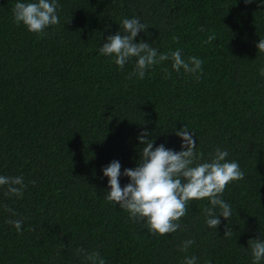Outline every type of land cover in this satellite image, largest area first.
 I'll use <instances>...</instances> for the list:
<instances>
[{
  "label": "trees",
  "instance_id": "trees-1",
  "mask_svg": "<svg viewBox=\"0 0 264 264\" xmlns=\"http://www.w3.org/2000/svg\"><path fill=\"white\" fill-rule=\"evenodd\" d=\"M17 2L0 0V176H23L27 188L22 199L0 188V264H89L80 248L98 249L106 264H183L192 255L198 264H252L248 242L264 240V0H57L60 23L44 38L14 23ZM137 16L147 29L135 42L202 59L199 81L171 60L129 80L135 59L121 71L100 55L121 20ZM186 126L203 160L227 150L245 178L226 187L232 216L216 230L205 223L207 200L191 201L186 231L158 238L106 201L102 169L114 160L122 173L137 167L144 131L154 148L181 151L175 132ZM129 182L121 175L122 188ZM21 218L22 234L6 223ZM187 239L195 244L185 253Z\"/></svg>",
  "mask_w": 264,
  "mask_h": 264
},
{
  "label": "clouds",
  "instance_id": "clouds-1",
  "mask_svg": "<svg viewBox=\"0 0 264 264\" xmlns=\"http://www.w3.org/2000/svg\"><path fill=\"white\" fill-rule=\"evenodd\" d=\"M252 2L253 0H245L246 4ZM58 9L57 0H18L12 10L13 20L17 26L23 24L30 33L44 38L48 35L49 27L55 28L60 23ZM120 29L122 31L107 37V42L103 43L99 52L100 55L114 60L121 71L135 59L134 70L129 73L127 79L137 77L143 80L146 73L155 66L169 60L172 61V70L178 74L183 70L197 81L203 75V60L195 56L185 59L180 48L161 53L144 40L136 43L138 35L147 29V25L142 23L138 16L123 18ZM200 31H204V28ZM173 39L178 42L179 37ZM215 39L216 35L212 33L204 43L209 44ZM257 48L259 52L264 53V39L260 40ZM163 71L166 79L171 78L167 68ZM260 75L264 77V67L260 69ZM175 134L182 140V150L179 152L168 149L163 144L154 148L155 140L148 139L150 133L144 131L138 137L143 147L137 167L125 169L122 173L120 162L114 160L102 169L104 177L108 178L110 189L106 192V201L128 212L129 219L134 223H146L151 235L158 238L175 234L178 230L186 231L182 218L187 215V207L191 201L207 200L208 206L203 208L205 223L209 228L216 230L221 224L220 217L229 221L232 216L231 205L223 198L226 187L245 178L239 163L226 159L229 156L227 150L217 148L210 160H203L202 153L197 151L195 135L187 126ZM121 175L130 181L123 188L120 184ZM30 183L35 185V181ZM0 188H3L5 196L22 199L27 185L23 176H0ZM5 208L13 217L18 215L12 208ZM6 223L22 234V218L8 219ZM231 235V229L226 226L224 238ZM194 244V239L184 240L179 250L187 253ZM248 244L252 264H264V240L253 239ZM77 252L83 255L89 264H106L98 249L88 252L80 248ZM183 264H198V257L185 256ZM206 264H211V261Z\"/></svg>",
  "mask_w": 264,
  "mask_h": 264
}]
</instances>
